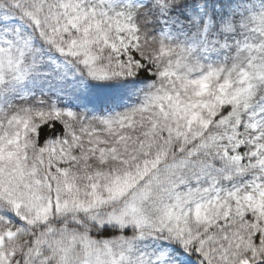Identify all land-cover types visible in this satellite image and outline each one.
<instances>
[{"label":"snow or ice","instance_id":"1","mask_svg":"<svg viewBox=\"0 0 264 264\" xmlns=\"http://www.w3.org/2000/svg\"><path fill=\"white\" fill-rule=\"evenodd\" d=\"M0 264H264V0H0Z\"/></svg>","mask_w":264,"mask_h":264}]
</instances>
